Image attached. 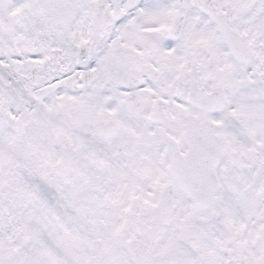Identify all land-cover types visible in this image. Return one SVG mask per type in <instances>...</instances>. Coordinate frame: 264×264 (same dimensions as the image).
Wrapping results in <instances>:
<instances>
[{
  "label": "snow or ice",
  "instance_id": "snow-or-ice-1",
  "mask_svg": "<svg viewBox=\"0 0 264 264\" xmlns=\"http://www.w3.org/2000/svg\"><path fill=\"white\" fill-rule=\"evenodd\" d=\"M0 264H264V0H0Z\"/></svg>",
  "mask_w": 264,
  "mask_h": 264
}]
</instances>
